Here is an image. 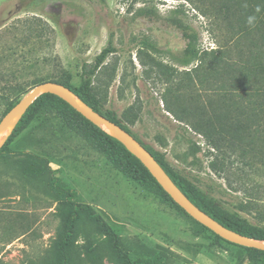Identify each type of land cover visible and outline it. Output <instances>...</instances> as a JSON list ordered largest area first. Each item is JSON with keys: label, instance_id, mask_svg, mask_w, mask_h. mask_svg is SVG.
Returning <instances> with one entry per match:
<instances>
[{"label": "rangeland", "instance_id": "rangeland-1", "mask_svg": "<svg viewBox=\"0 0 264 264\" xmlns=\"http://www.w3.org/2000/svg\"><path fill=\"white\" fill-rule=\"evenodd\" d=\"M35 17L48 25L43 35L30 21ZM179 22L197 35L200 49L231 37L187 0H0V120L20 94L4 93L5 84L25 89L51 75L76 84L83 64L111 40L115 51L94 76L104 108L206 196L264 226V115L247 100L200 85L193 70L198 62L181 63L187 39ZM211 124L225 128L230 142L212 147L204 134ZM11 147L46 156L61 181L77 189V200L115 229L127 254L161 251L169 264H264L200 228L56 114L42 113ZM36 171L20 155L0 160V264H41L49 253L59 200ZM86 239L79 224L80 251ZM99 264L118 260L105 254Z\"/></svg>", "mask_w": 264, "mask_h": 264}, {"label": "trees", "instance_id": "trees-1", "mask_svg": "<svg viewBox=\"0 0 264 264\" xmlns=\"http://www.w3.org/2000/svg\"><path fill=\"white\" fill-rule=\"evenodd\" d=\"M187 1L193 3L202 14L213 18L220 29L226 28V33L230 34L231 37H227L226 34L223 44L218 45L217 48L210 50L200 49L197 46V35L190 30V27L183 22L177 23L183 36L187 39L181 63L189 65L193 61H197L198 63L193 70L202 87L214 88L215 91L224 96L229 93L235 100H247L250 104V109L254 113L264 115V0ZM249 16L256 17L254 26H250L247 23ZM30 21L37 24V28H39V32L42 31V35L48 29L46 22L40 18L35 17ZM232 43L233 48L230 47ZM114 51L115 47L109 40L108 45L96 55L92 63L83 64L80 81L76 84L71 82L68 77L61 76L56 78L52 75L35 81L25 89H23L22 83L5 84L3 87L4 93L19 91L20 94L7 105L3 115L28 93L32 85L45 81H54L64 84L96 111L131 132L125 122L113 111L104 108L101 97L95 92L94 76L109 54ZM47 111L66 119L72 130L115 157L120 168L132 173V175L134 172L138 178L151 184L160 194L190 216L171 198L147 167L124 144L103 130L99 125L92 123L59 96L45 92L29 105L0 146V160L20 155L24 160L36 164L37 171L33 175L41 178L44 188L59 200L56 212L58 224L50 244L49 253L43 257L41 264H99L105 254L116 258L118 264L119 261L120 264H169L167 256L161 251L154 253L145 252L140 255L135 253L127 254L122 251L123 242L115 229L95 207L89 203L77 200V189L61 181L46 156L38 155L31 151L15 153V150L11 147L14 139L24 133L42 113ZM210 127L204 131V134L212 147L219 148L224 142H230L225 128L215 127L212 124ZM148 149L174 183L203 212L236 232L264 240V226L252 224L239 213L232 212L221 206L213 198L202 193L193 181L186 179L171 167L161 153ZM191 218L200 228L212 232L219 239L233 243L222 238L193 217ZM79 224H82L87 232V239L81 251L78 249L77 244ZM239 246L243 247L249 255L264 258V250L243 245Z\"/></svg>", "mask_w": 264, "mask_h": 264}, {"label": "water", "instance_id": "water-1", "mask_svg": "<svg viewBox=\"0 0 264 264\" xmlns=\"http://www.w3.org/2000/svg\"><path fill=\"white\" fill-rule=\"evenodd\" d=\"M49 92L62 98L69 103L74 109L81 113L92 123L101 127V124H106L111 128V134L119 140L124 146L135 155L150 171L162 188L171 196V198L182 207L191 217L196 219L201 224L205 225L222 238L233 243L264 250L263 239H256L242 233L236 232L212 216L203 212L190 198L174 183L162 165L154 157V155L139 141H137L125 128L120 124L110 120L102 113L96 111L89 104L80 99L67 86L54 81H45L33 86L28 93L15 104L0 120V133L9 128L10 132L17 121L25 113L29 105L42 93ZM102 128V127H101ZM6 140V139H5ZM4 140V141H5ZM3 141V143H4ZM2 143V144H3ZM1 144V145H2ZM0 145V146H1Z\"/></svg>", "mask_w": 264, "mask_h": 264}, {"label": "bare ground", "instance_id": "bare-ground-1", "mask_svg": "<svg viewBox=\"0 0 264 264\" xmlns=\"http://www.w3.org/2000/svg\"><path fill=\"white\" fill-rule=\"evenodd\" d=\"M101 127L103 130H105L107 133H111V128L106 125V124H101ZM10 134V129L6 128L4 129L1 133H0V145L3 143V141L8 137V135ZM264 243V241H263Z\"/></svg>", "mask_w": 264, "mask_h": 264}, {"label": "clouds", "instance_id": "clouds-1", "mask_svg": "<svg viewBox=\"0 0 264 264\" xmlns=\"http://www.w3.org/2000/svg\"><path fill=\"white\" fill-rule=\"evenodd\" d=\"M255 19H256L255 16H249V17L247 18V23H248L250 26H254Z\"/></svg>", "mask_w": 264, "mask_h": 264}]
</instances>
